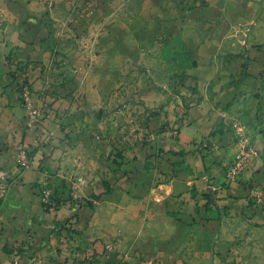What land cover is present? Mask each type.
Listing matches in <instances>:
<instances>
[{
	"label": "crops",
	"instance_id": "0c3cea01",
	"mask_svg": "<svg viewBox=\"0 0 264 264\" xmlns=\"http://www.w3.org/2000/svg\"><path fill=\"white\" fill-rule=\"evenodd\" d=\"M36 2L33 0L34 5L30 6L35 8ZM132 2V18L145 20L143 25L132 27L136 35L142 29L144 33L157 32L156 26L168 18L169 12V22L177 18L184 24L189 19L183 15L180 19L175 10L182 0ZM154 2L159 6L149 12L146 5ZM207 4V17L203 18L197 10L189 19L193 20L194 36L201 34L199 27L208 21L210 38L204 43L190 44L196 63L188 70L190 76L186 79L188 84L197 86V92L186 97L194 104L185 122L177 128V137L169 132L155 136L153 148L165 150L156 158L158 161L154 156L150 158L153 164L147 162L148 169L133 174L123 185L116 178L119 182L110 183L109 192H105L103 176L89 180L91 184L83 193L101 196L100 203L93 200L92 207L79 204L74 208L66 204L62 210L66 215L78 214L73 225L80 241L75 242L62 237L55 227L60 215L44 211L34 187L46 177L45 172L64 171L73 165L72 150H60L55 134L28 124L29 107L23 99V94L32 102L43 95L47 81L42 68L50 63L55 51L42 37L41 31H48L40 24L42 13L34 12L29 25L27 1L0 0V167L11 177L19 178L0 204V264H34L41 257L42 264H73L75 258L90 254H98L100 264H114L123 258L127 264H234V255H227L230 249L234 250V243L232 237L223 235L220 220L224 205L219 200L208 204L207 201L214 196L210 193L211 185L222 175L221 164L236 152L226 121L238 110L239 102L264 80V0H208ZM215 18H225V25L227 21L240 22L249 30L246 33V27L237 30L233 26L219 46L215 37L219 33L214 30L213 35L212 28ZM186 29L181 26L175 33L166 31L184 37ZM219 47L231 53L229 74L223 77L216 76L214 63ZM27 61L30 65L26 78L33 89L28 97L21 90L23 77L15 76L13 71ZM81 64L85 65V61ZM140 98L148 108L159 112L149 122L153 132L157 133L163 122L174 119V104L166 106L170 98L167 91L152 85ZM263 131L256 141L262 155L255 161V176L264 184ZM20 144L35 150L33 166L21 175L15 166ZM205 144L214 147L213 153L204 150ZM236 194L242 196L244 191L238 190ZM225 202L228 210L244 204L241 198ZM111 242L117 243L119 251L105 248Z\"/></svg>",
	"mask_w": 264,
	"mask_h": 264
},
{
	"label": "rangeland",
	"instance_id": "374dc122",
	"mask_svg": "<svg viewBox=\"0 0 264 264\" xmlns=\"http://www.w3.org/2000/svg\"><path fill=\"white\" fill-rule=\"evenodd\" d=\"M24 1L29 4L26 11L29 25L34 12L42 13L40 24L48 30L41 31L42 37L55 51L50 63L42 68L47 81L43 95L32 102L23 94L29 107L28 124L46 128L49 135L55 134L60 140L59 149L72 150L74 161L67 170L45 172L46 177L34 187L44 211H56L60 215L55 227L62 237L77 242L80 235L75 231L73 220L78 214L62 212L66 204L74 208L79 204L91 206L93 200L100 203L101 196L83 193L91 184L90 179L103 176L105 192H109L110 183L118 184L120 180L121 185L125 184L133 174L148 169L147 162L153 164L150 158L161 157L165 150L153 148L155 136L159 138L169 132L177 137V128L185 122L194 104L186 97L197 92V86L188 84L186 79L190 76L188 70L196 63L190 44L204 43L210 38L208 21L199 27L201 34L194 36L193 20L189 19L197 10L203 18L207 17L205 7L209 4L208 0H182L175 10L180 19L182 15L189 16L184 24L177 18L167 21L172 16L169 12L168 18H161L163 21L156 26L157 32L144 33L142 29L136 35L132 27L143 25L145 20L132 18L135 3L131 4L130 0H36L35 8L30 6L34 5L33 0ZM146 6L152 12L159 4ZM181 26L187 28L184 37L167 33L168 30L175 33ZM233 26L241 30L247 25L229 21L225 25V18L213 19V35L214 30L219 33L215 36L219 46ZM230 54L221 47L217 50L216 76L229 74ZM29 65L27 61L13 70L15 76L23 77L21 90L27 97L33 91L26 78ZM152 85L167 91L170 98L166 106L174 104V119L160 124L157 133L149 128V122L159 112L148 108L140 98ZM231 116L226 124L231 127L236 152L221 164L222 175L211 185L210 193L214 196L207 204L219 200L224 205L220 220L223 235L232 237L234 243V250L230 249L227 254L234 255V264H264V184L255 176V161L262 155L256 141L264 130V80L239 102L238 110ZM209 146L204 150L213 153L214 147ZM21 149L26 152L25 162L20 156ZM34 151L19 145L15 166L20 169V175L33 166ZM0 169L6 171L10 189L19 178L11 177L5 168ZM238 186V190L244 191L242 196L236 194ZM240 198L244 204H237L234 210L225 208V201L233 203ZM105 248L119 251L114 242L107 243ZM98 256L75 258L73 264H100ZM42 263L43 257L34 261V264ZM114 264H127V261L123 258Z\"/></svg>",
	"mask_w": 264,
	"mask_h": 264
},
{
	"label": "built area",
	"instance_id": "2783aa9c",
	"mask_svg": "<svg viewBox=\"0 0 264 264\" xmlns=\"http://www.w3.org/2000/svg\"><path fill=\"white\" fill-rule=\"evenodd\" d=\"M21 159L26 160V152L21 149ZM9 192V185L7 183V173L6 171L0 169V204L7 198Z\"/></svg>",
	"mask_w": 264,
	"mask_h": 264
}]
</instances>
